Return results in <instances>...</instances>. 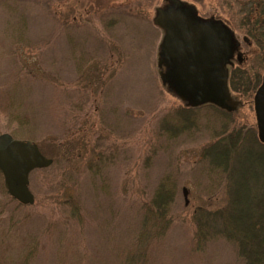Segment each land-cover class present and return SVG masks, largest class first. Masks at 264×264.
<instances>
[{
  "label": "rangeland",
  "instance_id": "374dc122",
  "mask_svg": "<svg viewBox=\"0 0 264 264\" xmlns=\"http://www.w3.org/2000/svg\"><path fill=\"white\" fill-rule=\"evenodd\" d=\"M80 1L91 4L78 22L77 31L87 41L82 51L93 57L98 69L109 68L106 74L115 70L106 85L97 87V98L75 85L79 62L69 59L64 36L47 29V24L58 27L49 6L60 14L76 0H0V107L9 105L0 112V134L34 143L46 158L65 139L80 153L30 173L31 206L18 207L0 175V264H240L234 246L224 241L202 251L192 249L190 216L195 205H204L210 186L195 161L228 121L224 113L208 109L200 112L197 129L170 140L161 131L163 122L183 107L160 80L166 69L158 64L162 32L153 21L156 10L168 6L169 0ZM179 1L193 7L196 19L220 21L232 32L233 66L227 70L249 68L255 47L238 28L237 14L250 1L264 0ZM11 6L18 7V13L23 7L30 11L33 27L24 42L16 35L7 40L9 35L2 31ZM118 55V64L110 67ZM26 67L32 74L23 70ZM234 80L241 83L238 76ZM254 93L230 90L243 104L231 115L234 125L254 128L257 135ZM85 122L95 125L88 131ZM65 149L59 148V154ZM164 176L176 186L175 217L164 238L139 242L146 227L141 224V204ZM183 188L189 202L184 212ZM66 197L78 201V218L64 212L60 201ZM217 197L221 200L224 194Z\"/></svg>",
  "mask_w": 264,
  "mask_h": 264
},
{
  "label": "trees",
  "instance_id": "16d2710c",
  "mask_svg": "<svg viewBox=\"0 0 264 264\" xmlns=\"http://www.w3.org/2000/svg\"><path fill=\"white\" fill-rule=\"evenodd\" d=\"M250 2L247 8H240L238 11L237 15L241 16V19L238 20L237 26L255 47V51L250 59L249 68L242 70L236 67L229 71L230 90H237L241 94L255 92L262 75H264V4H262L263 2ZM89 7H91L89 2L83 3L76 0L72 3L71 9H66L58 14L56 10L53 12L54 9L49 6L50 15L58 18V21L56 20L58 27H51L47 24V29H55L57 33L62 34L68 46L67 53L72 55L69 59L74 62L77 58L79 63L75 68V85H82L88 95L92 97L96 95L97 98V87L106 85L115 70L106 74L109 68L102 66L101 69H98L97 62L93 57H88V54L82 51L85 49L87 41H83L85 38H82L79 35L80 32L77 31L79 29L78 22L79 18L89 10ZM23 8L18 13V7L11 6V10L7 13L11 18L5 20L2 30L4 34L9 35L5 39L9 40L8 38H13L10 35H16L23 42L26 40L24 36L29 34L33 25L30 22L29 9ZM55 17L53 18L56 19ZM109 59L111 60V57ZM116 62L110 61L108 64L110 67L116 66L119 62V55ZM31 69L23 68L27 74H32ZM237 76L240 84L234 83ZM95 102L93 101V104ZM182 106L176 117L169 118L162 124L163 130L161 131L169 137L166 136L168 140L188 133L194 128L197 129L196 123L200 121L201 111L211 109L221 112V114L224 113L228 121L227 128H223L218 135H212V141L198 152L195 161L197 169L202 170L207 178H210V186L203 195L204 205L194 204L190 216L193 227V251H202L212 242L224 241L234 246L240 264H264V144L257 140L254 128L234 125L231 113H226L209 104L196 108L184 104ZM8 108V104L1 106L0 112L4 113ZM84 125L89 131L95 124L91 122L87 125L85 122ZM79 130L80 128L77 129V131ZM159 135H162L161 132ZM66 141L65 139L58 143L54 148L55 151L49 154L48 159L52 161L50 167L54 164L58 166L59 162L66 163L68 160L80 156L77 151L78 147H73L72 143H66ZM83 142L80 141L82 144ZM65 146V151L59 154V148ZM92 151L93 149H90V158L93 160ZM88 168L91 169V164ZM211 176L215 179L216 176H219L223 180H211ZM133 185L135 184L133 183ZM175 187L170 176L160 178L157 184L152 187L151 197L140 207L141 224L146 227L139 233L138 237L141 238L139 242H153L164 238L175 217L173 208ZM220 192L224 194V197L218 200L217 194ZM137 196L140 197V194ZM11 200L13 201V199ZM60 203L64 212L68 214L67 216L78 218L80 207L76 198L66 197ZM17 206L22 205L17 204ZM188 206L189 202L184 205L182 212ZM179 213H177V217Z\"/></svg>",
  "mask_w": 264,
  "mask_h": 264
},
{
  "label": "water",
  "instance_id": "95a60500",
  "mask_svg": "<svg viewBox=\"0 0 264 264\" xmlns=\"http://www.w3.org/2000/svg\"><path fill=\"white\" fill-rule=\"evenodd\" d=\"M169 2L165 8L156 10L153 21L162 32L158 50V64L166 68L160 76L162 84H167L186 106L209 104L228 113L236 111L240 102L230 94L226 69L232 65L235 49L232 32L220 21L196 19L192 6L179 0ZM237 59L240 62L239 55ZM252 104L257 140L264 144V75ZM51 164L34 143L0 134V175L8 196L18 204H33L28 177ZM182 195L187 205L185 188Z\"/></svg>",
  "mask_w": 264,
  "mask_h": 264
},
{
  "label": "flooded vegetation",
  "instance_id": "af4514ba",
  "mask_svg": "<svg viewBox=\"0 0 264 264\" xmlns=\"http://www.w3.org/2000/svg\"><path fill=\"white\" fill-rule=\"evenodd\" d=\"M238 60H239V59H236L237 62H238ZM231 64H232V60H231ZM232 66H233V64H232V65H228L227 67L230 68V67H232ZM228 82H229V72H228L227 84H228ZM260 83H261V81H260ZM259 85H260V84H259ZM257 88H258V87H257ZM257 88H256V89H257ZM237 100H238V99H237ZM238 101H239V100H238ZM239 102H240V106L243 105L241 101H239ZM216 108H217V107H216ZM238 108H239V107H238ZM238 108H237V109H238ZM237 109H236V110H237ZM220 110H221V109H220ZM222 111H224V110H222ZM226 113H228V112H226ZM230 113H233V112H230Z\"/></svg>",
  "mask_w": 264,
  "mask_h": 264
}]
</instances>
